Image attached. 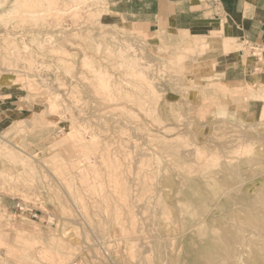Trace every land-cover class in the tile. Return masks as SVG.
Instances as JSON below:
<instances>
[{"label":"rangeland","instance_id":"obj_1","mask_svg":"<svg viewBox=\"0 0 264 264\" xmlns=\"http://www.w3.org/2000/svg\"><path fill=\"white\" fill-rule=\"evenodd\" d=\"M14 1L0 0V264L191 263L243 221L237 264H264V53L133 27L107 0ZM233 64L246 77L216 73Z\"/></svg>","mask_w":264,"mask_h":264},{"label":"crops","instance_id":"obj_2","mask_svg":"<svg viewBox=\"0 0 264 264\" xmlns=\"http://www.w3.org/2000/svg\"><path fill=\"white\" fill-rule=\"evenodd\" d=\"M107 3L114 14L145 31L184 32L203 28L264 45V0H107ZM224 45L231 47L228 38ZM216 73L229 80L242 79L247 74L246 68L238 64ZM260 76L264 79V72Z\"/></svg>","mask_w":264,"mask_h":264},{"label":"bare ground","instance_id":"obj_3","mask_svg":"<svg viewBox=\"0 0 264 264\" xmlns=\"http://www.w3.org/2000/svg\"><path fill=\"white\" fill-rule=\"evenodd\" d=\"M13 8L11 9V12L12 11H21V10H24V11H26V10H28V8L30 7L29 5H28V3H27V1H25V0H15L14 1V3H13ZM72 11V10H71ZM10 12V11H9ZM11 12H10V14H11ZM76 12V11H75ZM14 13V12H13ZM3 14H4V12H3ZM12 15V14H11ZM2 16V15H1ZM63 26H64V24L63 23H61ZM57 25V24H56ZM67 25H69L68 23H67ZM75 25V24H74ZM81 25V24H80ZM58 26H61V25H57V27ZM78 26V25H77ZM100 26V25H99ZM70 28V27H69ZM121 28V27H120ZM57 30L59 29V27L58 28H56ZM55 29V30H56ZM67 29H68V27H67ZM94 29H95V27H94ZM64 31V30H63ZM67 31V30H66ZM88 31V30H87ZM101 32V31H100ZM64 33H65V31H64ZM75 33H77V32H75ZM88 35V34H87ZM63 37V36H62ZM52 38V37H51ZM80 43V42H79ZM77 45V44H76ZM127 45H129V47H130V49H131V44H127ZM82 47V46H81ZM120 47V46H119ZM132 47H134L133 45H132ZM98 48H99V46H98ZM135 48V47H134ZM134 48H132V49H134ZM108 49V48H107ZM120 49H121V47H120ZM100 50V49H99ZM127 50H128V48H127ZM135 50V49H134ZM108 51V50H107ZM106 51V52H107ZM110 51V50H109ZM126 51V50H125ZM99 52V51H98ZM117 52H119V51H117ZM136 52V51H135ZM120 53V52H119ZM111 54V53H110ZM122 54V53H121ZM120 54V55H121ZM127 54H128V51H127ZM133 54V53H132ZM108 55V54H107ZM115 55V54H114ZM125 55V54H124ZM123 56V55H122ZM103 57H104V55H103ZM110 57V56H109ZM116 58V57H115ZM121 58V57H120ZM124 58V61H126L125 60V58L126 57H122L121 59H123ZM134 59V58H133ZM133 59H127V61L124 63L125 64V66L127 67V68H130V69H132V67H135V66H137V68H138V65H139V63H140V60H142V58L140 57L139 59H135V60H133ZM144 59V58H143ZM107 61V60H106ZM123 61V62H124ZM144 61V60H143ZM85 62V61H84ZM103 62V61H102ZM87 63V62H86ZM107 63V62H106ZM122 63V62H121ZM88 64H89V62H88ZM113 64V63H112ZM122 65V64H121ZM120 65V66H121ZM87 66H89V65H87ZM141 67V66H140ZM142 67H144V64H143V66ZM92 68V67H91ZM102 68V67H101ZM108 68V67H107ZM137 68H133V69H137ZM145 68V67H144ZM96 69V68H95ZM98 69V68H97ZM129 69V70H130ZM93 70V69H92ZM102 71V70H101ZM133 71V70H132ZM135 71V70H134ZM114 72H115V70H114ZM143 70L142 69H140V68H138V70H137V74L140 76V78H141V76H143ZM132 73V72H131ZM95 74H96V72H95ZM115 74V73H114ZM119 74V73H118ZM135 74H136V71H135ZM90 76V75H89ZM107 76H109V75H107ZM118 76V75H117ZM131 76V75H130ZM134 76V74H132V76H131V79H132V77ZM95 77V76H94ZM127 77H129L128 75H127ZM96 81V80H95ZM102 82V81H101ZM127 84H129V83H127ZM92 87V86H91ZM97 87V86H96ZM102 87V86H101ZM135 87V86H134ZM134 87H133V89H134ZM138 87V86H137ZM136 88V87H135ZM139 88V87H138ZM92 89V88H91ZM91 89H89L90 91H91ZM96 92H97V90H96ZM117 93H118V91H117ZM120 93V92H119ZM135 93V92H134ZM109 94H110V92H109ZM139 94V93H138ZM142 95V94H141ZM112 98V97H111ZM113 98H115V96L113 97ZM119 98V97H118ZM116 99V98H115ZM98 101H99V99H98ZM103 101V100H102ZM106 104V103H105ZM113 104H115V103H113ZM101 105V104H100ZM103 105V104H102ZM73 135V134H72ZM214 177V176H213ZM212 178V177H211ZM210 178V179H211ZM206 179V178H205ZM86 182V185H87V183H88V181H85ZM210 182V181H209ZM89 183H90V181H89ZM210 184V183H209ZM91 186H92V184H91ZM91 186H89V188H91ZM104 209H106V208H104ZM158 219H160V218H158ZM162 220H164V219H162ZM219 228H221V227H219ZM218 228V229H219ZM214 229H217V228H214ZM222 229V228H221ZM245 229H246V226H245V222L243 221V222H241L240 223V225L238 226V229L236 230V231H230V232H228V238H229V241L226 243V244H224V245H228V246H231V247H233V248H219L220 246H224V245H222V244H218L217 242H216V240L215 239H213V238H209V240L206 242L207 243V245L204 247V248H200V251H197V253H195L194 255H193V260L191 261V263H190V261L189 262H186V263H184V264H226L225 262L226 261H229V264H237L238 263V260H239V258H240V256L244 253V249L245 248H235L237 245H239V244H242L243 243V241H244V234H243V232L242 231H245ZM256 230V229H255ZM217 231V230H216ZM240 233H242L241 235H240ZM139 234L141 235V233H140V231H139ZM138 234V235H139ZM142 234H143V232H142ZM201 243H203L202 241H201ZM249 244V243H248ZM142 254V253H141ZM139 255V254H138ZM136 256H137V254H136ZM138 258V257H137ZM139 258H140V255H139ZM142 258H143V255H142ZM138 260V259H137ZM142 260V259H141ZM144 263H146V262H144ZM140 264H142V262L140 263ZM228 264V263H227Z\"/></svg>","mask_w":264,"mask_h":264},{"label":"built area","instance_id":"obj_4","mask_svg":"<svg viewBox=\"0 0 264 264\" xmlns=\"http://www.w3.org/2000/svg\"><path fill=\"white\" fill-rule=\"evenodd\" d=\"M246 45H248L249 47H251V50L253 55H257V57L259 58L261 54L264 53V45L263 46H259L257 44H253V43H250V42H245ZM18 208H19V211L22 212V213H25V212H30L31 216L33 218H39V213L38 211L34 210L33 208L27 206V205H24L23 203L19 202L18 203Z\"/></svg>","mask_w":264,"mask_h":264}]
</instances>
